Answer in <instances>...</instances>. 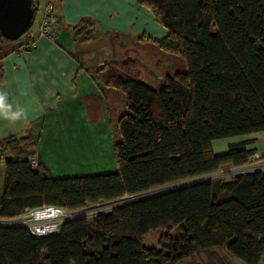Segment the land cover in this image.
I'll return each mask as SVG.
<instances>
[{
    "label": "trees",
    "instance_id": "16d2710c",
    "mask_svg": "<svg viewBox=\"0 0 264 264\" xmlns=\"http://www.w3.org/2000/svg\"><path fill=\"white\" fill-rule=\"evenodd\" d=\"M136 5L167 30L155 43L181 56L188 71L166 76L159 90L142 81L133 59H112L92 71L100 86L126 96L114 127L120 137L113 148L115 172L54 178L41 160L32 167L31 134L2 138L0 219L43 205L77 209L141 195L226 164L247 165L255 153L264 156L248 148L253 140L231 144L219 155L212 146L218 139L264 132V0H136ZM92 27L88 19L74 27L76 44L93 40ZM179 225L183 235L169 236L168 245H143L150 232ZM216 248L246 264L261 262L264 172L140 196L94 219L68 221L45 237L20 225H0V264H181L202 251L208 253L205 263L185 264H230Z\"/></svg>",
    "mask_w": 264,
    "mask_h": 264
},
{
    "label": "crops",
    "instance_id": "0c3cea01",
    "mask_svg": "<svg viewBox=\"0 0 264 264\" xmlns=\"http://www.w3.org/2000/svg\"><path fill=\"white\" fill-rule=\"evenodd\" d=\"M38 1L40 22L43 0ZM56 10L55 39L41 38L36 48L25 49L27 41L37 38L38 26L17 41L0 39V91L26 115L15 123L0 120V140L31 134L34 157L44 162L54 178L115 172L112 154L120 137L114 127L126 96L116 88L100 86L92 71L112 59H133L136 55L132 53L148 65L150 59L161 65V60L170 57V66L174 56L160 51L152 41L165 37L167 30L155 22L147 8L138 7L136 0H60ZM82 19L93 24V40L81 45L92 58L91 67L76 53L73 30ZM144 34L146 40L141 38ZM184 68L188 70L187 65ZM244 140H253L249 149L264 152V132L215 140L213 152L224 154L231 144ZM0 164H5V159L0 157ZM235 168L243 169L231 164L220 169L231 174ZM231 180L232 176L226 181Z\"/></svg>",
    "mask_w": 264,
    "mask_h": 264
},
{
    "label": "rangeland",
    "instance_id": "374dc122",
    "mask_svg": "<svg viewBox=\"0 0 264 264\" xmlns=\"http://www.w3.org/2000/svg\"><path fill=\"white\" fill-rule=\"evenodd\" d=\"M154 20L156 23H159V21L154 17ZM38 22H39V15H38V19L34 25V29L36 26H38ZM146 28L143 27V32ZM148 33V32H146ZM151 33V32H149ZM141 37L144 38V40L147 39V34L141 35ZM162 39V38H160ZM160 39L157 40H152L154 43L155 41H158ZM156 44V43H155ZM156 47L159 48L160 51L168 54L167 52L161 50L160 47L157 46ZM76 53L81 57V59L84 61L85 64H87V66L91 67L92 63H91V57L90 55H85L84 52V48L81 47V45L78 44V46L76 47ZM134 56L135 61L138 60L137 64H138V69L140 71V76L142 81L144 80L145 82L149 83V85L153 86V88L155 87L156 90H159L162 86H163V81L165 79L166 76H173L174 74L180 72H187L188 70L184 67H186L187 63L186 61L179 55H172L173 60L169 66L170 63V57L167 58V61H163L161 60V65L159 64H154V60L150 59V65H148L147 61H145L141 56H139L138 54L132 53ZM170 55V54H168ZM129 56L125 57L126 59H130L128 58ZM125 59V60H126ZM93 61V60H92ZM165 63V65H163ZM154 88V89H155ZM113 163L116 166V161H115V157H114V151H113ZM242 168H238L237 171H235L237 168L233 169L230 173H225L223 172L221 169L217 170L216 172L210 173V174H206V175H201V176H197V177H193V178H188L185 180H181V181H177L174 183H170L167 185H163L154 189H151L148 192L142 193L141 195H134L132 196L131 199H128L130 201L135 200L136 198H139L140 196L143 197H147V196H153V195H157V194H162L165 192H169L172 190H176L179 188H184V187H188L194 184H198V183H202V182H209V181H214V180H230V177L232 176L233 178H235L237 175L239 174H246L249 172H254L255 170H259V169H250L248 168L246 165H243ZM222 168V167H221ZM230 174V175H229ZM4 178H5V164H0V195L2 193L3 190V186H4ZM101 201H105V200H101ZM91 204V203H88ZM14 225H16V223H12ZM183 235V229L182 226H167L163 229H159L156 231H152L149 234L145 235L143 238V245L145 247L148 248H152V247H161L162 245H168L169 241L167 240V238L170 236L172 238H179ZM217 252H219V254L223 255L224 257H226L228 259V261L230 262V264H246L243 260H241L240 258L231 255L228 250L226 248H216L215 249ZM207 255L208 253L206 251H202L200 253L195 254L192 257H189L188 259H186L184 262H182L181 264H185V263H191V262H199V263H205L207 261ZM259 264H264V255L261 259V262Z\"/></svg>",
    "mask_w": 264,
    "mask_h": 264
},
{
    "label": "built area",
    "instance_id": "2783aa9c",
    "mask_svg": "<svg viewBox=\"0 0 264 264\" xmlns=\"http://www.w3.org/2000/svg\"><path fill=\"white\" fill-rule=\"evenodd\" d=\"M60 0H43V14L38 24V36L27 41L24 48L33 50L37 47L41 38L55 39L57 35L59 16L57 14V4ZM32 167L38 165L37 159L32 156L30 158ZM250 169H259L255 171L264 172V156L255 153L251 157V161L246 165ZM131 196L122 197L113 201H98L77 209H69L58 205H43L35 208H28L18 218L0 219V225H20L28 229V231L36 237H45L58 233L64 223L78 219H94L97 215L108 213L116 207L130 201Z\"/></svg>",
    "mask_w": 264,
    "mask_h": 264
},
{
    "label": "water",
    "instance_id": "95a60500",
    "mask_svg": "<svg viewBox=\"0 0 264 264\" xmlns=\"http://www.w3.org/2000/svg\"><path fill=\"white\" fill-rule=\"evenodd\" d=\"M38 7L34 0H0V35L17 41L33 26Z\"/></svg>",
    "mask_w": 264,
    "mask_h": 264
},
{
    "label": "clouds",
    "instance_id": "9594fccd",
    "mask_svg": "<svg viewBox=\"0 0 264 264\" xmlns=\"http://www.w3.org/2000/svg\"><path fill=\"white\" fill-rule=\"evenodd\" d=\"M25 111L20 106H15L9 102L8 94L5 91H0V120H6L15 123L25 119Z\"/></svg>",
    "mask_w": 264,
    "mask_h": 264
},
{
    "label": "bare ground",
    "instance_id": "6f19581e",
    "mask_svg": "<svg viewBox=\"0 0 264 264\" xmlns=\"http://www.w3.org/2000/svg\"><path fill=\"white\" fill-rule=\"evenodd\" d=\"M134 196V195H133ZM132 197V196H131ZM110 201H113V200H110Z\"/></svg>",
    "mask_w": 264,
    "mask_h": 264
}]
</instances>
